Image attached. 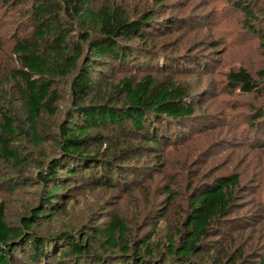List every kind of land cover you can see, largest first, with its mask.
I'll list each match as a JSON object with an SVG mask.
<instances>
[{
	"label": "trees",
	"instance_id": "trees-1",
	"mask_svg": "<svg viewBox=\"0 0 264 264\" xmlns=\"http://www.w3.org/2000/svg\"><path fill=\"white\" fill-rule=\"evenodd\" d=\"M171 1L0 0L18 18L5 65L0 61V191L6 185L16 190L24 180L43 188L16 223L0 200V264H264L225 239L239 229L229 219L242 188L237 174L189 188L180 223L164 241L134 239L125 219L108 208L97 225L91 216L72 231L46 228L76 192L132 191L163 166L161 149L184 144L193 129L214 126L213 117L197 111L202 105L188 83L147 74L164 64V72L203 69L197 57L158 46V38L183 29L175 7L165 8ZM214 1L233 7L264 41V0ZM188 4L183 0V12ZM258 77L263 82L240 68L226 82L261 96L264 68ZM66 95L70 104L53 130L47 120L60 116ZM250 124L263 133L264 111ZM44 141L54 142L55 153L35 175L22 166Z\"/></svg>",
	"mask_w": 264,
	"mask_h": 264
},
{
	"label": "rangeland",
	"instance_id": "rangeland-1",
	"mask_svg": "<svg viewBox=\"0 0 264 264\" xmlns=\"http://www.w3.org/2000/svg\"><path fill=\"white\" fill-rule=\"evenodd\" d=\"M184 1H190L186 12L181 8L183 0H174L165 6L168 11L175 7L174 15L181 18L183 29L173 36L158 38L157 43L168 47L166 49L174 52V56L197 57L203 69L186 65L182 66L183 70L177 71L172 67L164 72V64L147 74L158 78L170 75L178 82L188 83L202 105L197 111L213 117L216 127H198L183 140L184 144L161 149L159 154L165 157L163 166L151 169L152 176L132 191L83 189L76 192L66 212L55 217L46 228L57 232L72 231L91 216V223L97 225L106 216L108 208V211L125 219L134 239L154 236L153 240L164 241L171 228L180 223L187 200L185 197L190 195L189 188L220 175L237 174L242 188L237 191L229 219H234L239 229L230 231L225 239L234 249L244 247V251L251 255L249 261L264 260V132L254 131L250 124L256 113L264 111V89L261 96L249 95L240 88H230L226 82V75L240 68L263 82L258 73L264 68V41L259 39V33L258 36L249 30L244 16L233 7H222L214 0ZM262 5L260 9L264 12V3ZM161 11L170 14L164 8ZM10 13L9 9L1 8L0 2V61L4 65L12 44L9 39L18 19ZM261 28L264 29V19ZM205 63L208 67L204 69ZM69 104L70 99L66 95L60 116L47 120L53 130L63 119ZM47 139L53 140V135ZM54 153V142L44 141L33 153L34 160L22 167L36 175L38 165L47 162ZM27 158V155L22 156L25 161ZM2 188L0 200L7 205L10 223L18 222L43 190L37 182L29 180H24L16 190L12 185ZM168 190L174 194L166 193Z\"/></svg>",
	"mask_w": 264,
	"mask_h": 264
}]
</instances>
